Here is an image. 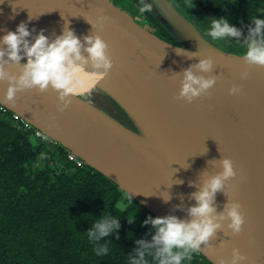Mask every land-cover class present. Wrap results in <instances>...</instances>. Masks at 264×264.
I'll list each match as a JSON object with an SVG mask.
<instances>
[{
	"label": "water",
	"instance_id": "1",
	"mask_svg": "<svg viewBox=\"0 0 264 264\" xmlns=\"http://www.w3.org/2000/svg\"><path fill=\"white\" fill-rule=\"evenodd\" d=\"M145 2L179 44L138 22L114 0H0V48H6L3 36L24 22L31 32L40 27L50 40L66 28L81 41L99 34L113 60L96 89L85 96L73 93L63 110L51 87L18 91L14 103L5 101L7 79L0 81V105L156 217L191 219L192 194L221 173L222 160L230 158L237 174L216 193L214 206L223 213L239 201L242 231L232 234L223 221L200 253L213 264L221 259L231 264L235 248L245 256L241 264H264V66L217 45L174 0ZM101 16L107 17L103 28L96 24ZM207 57L213 69L193 71L214 76L215 85L191 102L178 98L184 70ZM0 63L19 77L26 61L5 55ZM233 86L241 91L231 93ZM165 197H170L167 202Z\"/></svg>",
	"mask_w": 264,
	"mask_h": 264
},
{
	"label": "trees",
	"instance_id": "2",
	"mask_svg": "<svg viewBox=\"0 0 264 264\" xmlns=\"http://www.w3.org/2000/svg\"><path fill=\"white\" fill-rule=\"evenodd\" d=\"M135 1L140 6V0ZM174 1L198 25L206 26L212 15L226 16L233 24L249 18L254 28L251 18L264 16V5L257 3L261 0ZM221 2L230 5L220 7ZM139 14L157 33L179 44L152 12ZM35 132L0 105V264H132L136 242L151 241L156 232L144 221L156 216L104 174L85 163L78 165L61 145L51 151ZM107 215L118 218L121 227L99 242L90 240L88 231ZM97 243L107 244V255L95 254ZM146 259L157 264L151 256ZM184 264L213 263L199 252Z\"/></svg>",
	"mask_w": 264,
	"mask_h": 264
},
{
	"label": "clouds",
	"instance_id": "3",
	"mask_svg": "<svg viewBox=\"0 0 264 264\" xmlns=\"http://www.w3.org/2000/svg\"><path fill=\"white\" fill-rule=\"evenodd\" d=\"M153 5L140 0L138 11L141 14L152 11ZM107 17H99L98 23L103 28V22ZM254 28L249 29V39L246 41V51L243 55L249 64L264 66V16L251 18ZM95 26V24H94ZM242 30L230 24L226 18H213L210 29L206 35L212 40H221L225 37L242 36ZM31 35L26 23L21 22L16 30L8 31L2 38L6 48H0V58L7 55L11 61L19 62L27 57L24 70L19 77L11 76L0 63V81L7 79L9 86L5 95V101L15 102L18 91L38 87L45 91L50 87L58 92V99L63 108L71 103L72 94L76 85L81 83L79 73L83 66L89 61L92 63L93 76L100 79L107 75L113 67V60L108 53L107 42L99 35H87L81 41L71 28H66L54 40L44 34L43 30L30 42L27 38ZM88 55L85 56L83 53ZM179 54V52L177 53ZM214 61L211 57L200 59L197 64L190 66L183 72L182 86L179 97L191 102L194 98L208 92L215 83L216 78L198 75L193 67L201 73H208L213 69ZM242 77L246 78L247 73ZM239 86H233L230 92H240ZM222 172L207 180L204 186L192 194L196 203L189 209L191 219L184 220L175 215L149 217L144 221L156 229L151 241L138 240L136 243L137 258L132 264H149L146 256H151L157 264H184V261L192 259V253H199L201 244L207 246L210 239L218 229L223 227V221L227 220L228 229L232 234H239L244 224V215L241 211L242 205L233 200L229 203L223 213H216L214 206L215 195L225 184V181L236 176L233 161L230 158L222 160ZM182 183V181H180ZM170 197H165V201ZM121 227L118 218L111 215L96 220L87 235L90 240L99 242L114 230ZM155 249L153 253L151 250ZM97 256L107 255L109 248L107 244L94 245ZM245 256L239 249L232 250L231 264H241ZM219 264H229L221 259Z\"/></svg>",
	"mask_w": 264,
	"mask_h": 264
},
{
	"label": "flooded vegetation",
	"instance_id": "4",
	"mask_svg": "<svg viewBox=\"0 0 264 264\" xmlns=\"http://www.w3.org/2000/svg\"><path fill=\"white\" fill-rule=\"evenodd\" d=\"M118 1H126V2H129L130 3V7H131V12H134V13H138V16H139V18H140V20H142L143 21V23H141V24H143V25H145L146 27H148L150 30H152L153 32H155V33H157L156 32V30H155V28H153L151 25V23L149 22V21H147L146 20V18L143 16V17H141V15L139 14V12H138V8H139V5H138V3L135 1V0H114V2L115 3H117ZM227 1H230V2H234V3H236V2H246V3H256L255 2V0H227ZM258 4H259V6L261 5V4H263L264 5V0H261V1H258L257 2ZM220 4V7L221 6H223V4H225V5H230L228 2H221V3H219ZM119 5V4H118ZM120 6H122V5H120ZM122 7H124V6H122ZM217 6H212V9L213 8H216ZM125 8V7H124ZM126 10H128L127 8H125ZM129 11V10H128ZM129 11V12H130ZM130 12V13H131ZM261 12L262 13H264V8H262L261 9ZM226 19H228L226 16H224ZM214 18H220L219 16L218 17H214ZM136 19V18H135ZM212 15L210 16V19H209V22L207 23V25L206 26H204V25H202V24H197L200 28H202L204 31H208L209 29H210V26H211V21H212ZM228 21H229V23L230 24H233L231 21H230V19H228ZM246 23H237V24H233L234 26H236L237 28H239V29H241L242 30V36H241V38H244L245 40L244 41H241V40H236L234 43H232V44H229V45H231V46H227V48L228 49H226V50H229V51H232V52H235V53H240V54H244L245 53V51H246V41L249 39V29L250 28H253L252 26H251V22L249 21V18H246ZM195 23H196V19H195ZM239 24H245L244 26H241V25H239ZM253 25V24H252ZM209 26V27H208ZM158 35H160V36H162L163 38H165L166 39V36L165 35H163V34H161V33H157ZM167 40V39H166ZM169 41V40H168ZM172 43H174V42H172ZM216 43H218V44H222V45H224L223 43H222V40H216ZM221 45V46H222ZM225 49V48H224ZM3 108V107H2ZM6 109V108H5ZM8 110V109H7ZM14 118H15V115H14ZM16 119V121L17 122H20V120L21 119H17V118H15ZM22 121V120H21ZM23 124H24V126L26 127V128H28V129H30L31 130V128L32 127H28V126H26V124L24 123V122H22ZM34 128V127H33ZM36 129V128H35ZM36 133V132H35ZM43 141H45L47 144H49L50 145V147L52 148H50L51 149V151H53V149H55V150H57V148L60 146V144L58 143V142H56V141H54V140H52V139H50V138H46V139H42ZM53 160H52V157L50 156L49 157V162H52Z\"/></svg>",
	"mask_w": 264,
	"mask_h": 264
},
{
	"label": "bare ground",
	"instance_id": "5",
	"mask_svg": "<svg viewBox=\"0 0 264 264\" xmlns=\"http://www.w3.org/2000/svg\"><path fill=\"white\" fill-rule=\"evenodd\" d=\"M15 28H17V26H15ZM14 30V29H13ZM40 33V27H36L33 32H31V35L27 38L30 42L34 41L36 36ZM56 37H54L55 39ZM52 39V40H54ZM6 47V45H4ZM84 55H87L86 52L83 53ZM26 62H27V57L23 58ZM93 67H92V63L91 61H89V63L87 65L83 66V71H81L79 73L80 79H81V83H78L77 85H79L82 89L83 92H87L90 93L92 90L96 89L97 86V81L99 79H96L93 74ZM74 93H79L77 90H75ZM82 95H86L84 93H79Z\"/></svg>",
	"mask_w": 264,
	"mask_h": 264
},
{
	"label": "rangeland",
	"instance_id": "6",
	"mask_svg": "<svg viewBox=\"0 0 264 264\" xmlns=\"http://www.w3.org/2000/svg\"><path fill=\"white\" fill-rule=\"evenodd\" d=\"M117 4H119V5H122V6H124L125 8H127L129 11L131 10V7H130V3L129 2H126V1H118L117 2ZM131 12V11H130ZM131 14L136 18V20L138 21V22H140V23H143V21L142 20H140V18H139V16H138V13H134V12H131ZM146 25V24H145ZM144 25V26H145ZM147 26V25H146ZM201 30H203L202 28H201ZM204 31V30H203ZM205 32V31H204ZM205 33H207V32H205ZM210 38V37H209ZM211 39V38H210ZM212 40V39H211ZM222 40V43L224 44V45H222V44H218V43H216V41H214V40H212V41H214L217 45H219L220 47H222V48H225V49H228L227 48V46L229 47V46H231V45H229V44H232V43H234L236 40H241V41H244L245 39L244 38H241V37H239V38H236V37H225V38H223V39H221ZM222 45V46H221ZM76 90L79 92V93H84V94H86V95H88L89 93H87V92H83V89L79 86V85H76ZM85 96V95H84Z\"/></svg>",
	"mask_w": 264,
	"mask_h": 264
},
{
	"label": "built area",
	"instance_id": "7",
	"mask_svg": "<svg viewBox=\"0 0 264 264\" xmlns=\"http://www.w3.org/2000/svg\"><path fill=\"white\" fill-rule=\"evenodd\" d=\"M3 107V106H2ZM4 108V107H3ZM15 118H17V119H21V118H19L18 116H16L15 115ZM22 120V119H21ZM23 122V121H22ZM25 123V122H24ZM26 124V123H25ZM26 126H28V127H31L30 125H28V124H26ZM36 136L37 137H39V138H42V139H46V138H48L46 135H44L43 134V132H41V131H39V130H37L36 129ZM69 157H70V159H72V160H74V161H76L77 162V164L78 165H82L84 162L83 161H81L80 159H78L75 155H73V154H69Z\"/></svg>",
	"mask_w": 264,
	"mask_h": 264
}]
</instances>
